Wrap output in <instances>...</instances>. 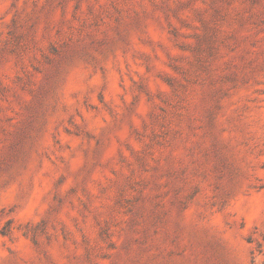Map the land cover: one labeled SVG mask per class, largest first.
<instances>
[{"label":"rangeland","instance_id":"374dc122","mask_svg":"<svg viewBox=\"0 0 264 264\" xmlns=\"http://www.w3.org/2000/svg\"><path fill=\"white\" fill-rule=\"evenodd\" d=\"M0 264H264V0H0Z\"/></svg>","mask_w":264,"mask_h":264}]
</instances>
